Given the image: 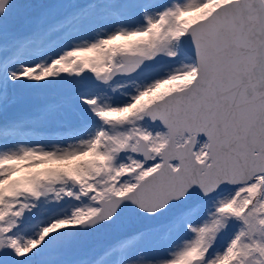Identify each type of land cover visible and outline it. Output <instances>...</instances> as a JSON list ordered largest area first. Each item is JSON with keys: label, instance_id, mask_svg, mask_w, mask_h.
Instances as JSON below:
<instances>
[{"label": "snow or ice", "instance_id": "6c2138e0", "mask_svg": "<svg viewBox=\"0 0 264 264\" xmlns=\"http://www.w3.org/2000/svg\"><path fill=\"white\" fill-rule=\"evenodd\" d=\"M0 264H264V0H0Z\"/></svg>", "mask_w": 264, "mask_h": 264}, {"label": "water", "instance_id": "95a60500", "mask_svg": "<svg viewBox=\"0 0 264 264\" xmlns=\"http://www.w3.org/2000/svg\"><path fill=\"white\" fill-rule=\"evenodd\" d=\"M30 2L34 4H39V3L45 2V0H30Z\"/></svg>", "mask_w": 264, "mask_h": 264}, {"label": "rangeland", "instance_id": "374dc122", "mask_svg": "<svg viewBox=\"0 0 264 264\" xmlns=\"http://www.w3.org/2000/svg\"><path fill=\"white\" fill-rule=\"evenodd\" d=\"M160 2H167V0H160ZM43 167V166H42Z\"/></svg>", "mask_w": 264, "mask_h": 264}, {"label": "trees", "instance_id": "16d2710c", "mask_svg": "<svg viewBox=\"0 0 264 264\" xmlns=\"http://www.w3.org/2000/svg\"><path fill=\"white\" fill-rule=\"evenodd\" d=\"M81 2H83V1L81 0Z\"/></svg>", "mask_w": 264, "mask_h": 264}]
</instances>
